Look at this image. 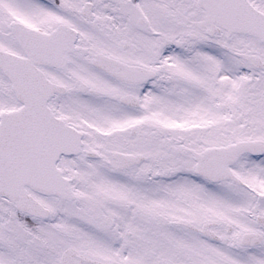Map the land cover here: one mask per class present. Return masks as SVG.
<instances>
[{
  "label": "snow or ice",
  "instance_id": "obj_1",
  "mask_svg": "<svg viewBox=\"0 0 264 264\" xmlns=\"http://www.w3.org/2000/svg\"><path fill=\"white\" fill-rule=\"evenodd\" d=\"M0 264H264V0H0Z\"/></svg>",
  "mask_w": 264,
  "mask_h": 264
}]
</instances>
